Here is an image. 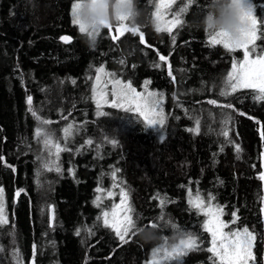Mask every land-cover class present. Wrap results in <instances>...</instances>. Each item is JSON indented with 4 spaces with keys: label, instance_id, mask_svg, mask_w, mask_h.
Here are the masks:
<instances>
[{
    "label": "trees",
    "instance_id": "1",
    "mask_svg": "<svg viewBox=\"0 0 264 264\" xmlns=\"http://www.w3.org/2000/svg\"><path fill=\"white\" fill-rule=\"evenodd\" d=\"M73 2L0 0V188L7 217L0 225V264H150L161 256L159 264H177L164 258L163 249L178 245L189 232L198 249L187 251L182 264H213L207 251L212 237L202 228L205 217L189 204L197 193L205 205L210 194L214 197L211 203L223 209L228 230L247 227L256 236L254 264H263L264 100L254 99L251 89L219 95L236 54L209 45L207 32L185 23L206 0L190 6L171 35L155 30L157 0H138L146 45L139 33L115 41L103 32L94 48L82 42L71 22ZM254 2L260 35L264 0ZM183 6L176 0L167 9L169 18ZM258 43L264 46V36ZM101 66L137 89L150 81L147 88L163 94L164 125L146 126L139 113L107 103L98 109L92 86ZM28 96L40 119L29 111ZM228 117L226 138L221 132ZM69 124L73 128L65 137ZM37 128L67 150L57 157L51 147L49 154ZM46 161L52 171L44 167ZM121 187L129 193L134 219L140 216L137 227L156 222L158 241L146 243L130 233L122 243L97 220L120 203ZM157 194L166 198L163 221L157 219L162 210L153 199ZM158 247L162 250L154 257Z\"/></svg>",
    "mask_w": 264,
    "mask_h": 264
},
{
    "label": "snow or ice",
    "instance_id": "2",
    "mask_svg": "<svg viewBox=\"0 0 264 264\" xmlns=\"http://www.w3.org/2000/svg\"><path fill=\"white\" fill-rule=\"evenodd\" d=\"M176 2V0H157L155 4V11L152 13L154 17V25L155 30L157 32H167L171 35L174 28L178 26H182L184 21L181 19V16L188 10L190 6L197 2V0H182L184 6L179 8V11L175 12L172 16V19H167V9L171 8V6ZM264 7V4L260 5ZM256 3L254 0H251L249 11H248V20L250 23V30L246 34V41L244 43L238 44L236 46H231L225 43L219 35H210L208 43L211 46H222L227 51H235L236 49L243 50V60L236 62L233 60L231 71L227 73V76L224 80V87L220 90V96H230L232 93H235L239 89H251L253 91V97L257 100H264V54L255 55L256 54V41L264 36V33L258 35V21L256 16ZM75 9L76 4L73 2L71 5V22L73 25H77V21L75 19ZM113 27L109 26L108 30L111 32ZM82 31V29H80ZM115 32L119 35H112V40H117L119 36H123L125 32H130V30L124 25L120 24L115 27ZM140 32V29L137 28L135 30H131L133 35ZM65 43H69L71 38L68 36H62L60 38ZM172 42L175 43L176 37L174 35L171 36ZM140 43H144L143 34H140ZM249 45H252L249 48ZM261 53H264V48L260 49ZM255 55V58H251ZM166 57L161 55L159 56L160 61H166ZM123 63V61H121ZM156 67H160L159 64L155 65ZM97 75L95 77L96 84L92 86L93 98H96L97 95L99 99L97 100V108L99 109L101 104L100 100H103L104 103H109L105 99L107 95L103 89L100 87L101 85V73L105 75L111 76L109 79V83L112 84V92L111 95L113 100L110 102V106L113 108H124L125 104H128L129 107L125 109L126 112L132 111L133 107L135 108V112L139 113L140 116L144 117L146 122V126L148 125H160L163 126L165 122V117L163 115V109L158 106L162 102L163 94H159V99L155 100L157 94L148 92L147 98H145L144 94L141 92H137L135 88L132 87L131 83H123L119 79H116L114 74L105 73V69L103 66L96 69ZM168 75L172 76L171 66L169 65ZM175 80V77H173ZM75 83V81H72ZM150 81L145 82V90H147V85ZM107 85L105 84L104 87ZM143 101V103H142ZM32 97L28 96L27 103L29 104V111L32 113L33 117L40 119L37 116V113L32 110ZM209 104L216 105V100H209ZM227 107H231V105H227ZM107 113L97 112V115H106ZM157 117V118H153ZM67 119V117H64ZM231 118L228 117L225 119V129L221 132L224 137H228L227 124ZM43 124H50V120H43ZM197 128L195 131H199V121H196ZM73 125L69 124L67 127L63 129L65 137L71 134ZM189 131H193V129H189ZM36 135L38 137H43V143L46 148H49V154H51L50 148L54 147L56 150V156H59L61 151L67 150L66 148H61L60 145L53 144L52 137L50 134L46 133L44 129L37 128ZM262 137H264V133H262ZM163 140V137H161ZM87 144L91 145L92 140H88ZM115 144V141H112ZM237 152L240 151L239 146H236ZM0 159H3L0 157ZM44 167L48 171H52L53 168L51 166V162L46 161L44 163ZM56 171H59V167L57 166ZM117 171H119L117 169ZM113 178L115 179L116 172L112 173ZM260 178L264 180V173L260 174ZM113 187H117L116 184H113ZM97 192L103 191L101 188H97ZM19 194V193H17ZM114 195L113 192H107L108 197H112ZM120 203H113L111 206V211H103L101 216L97 217V220H103V226L105 228L110 229L114 232L115 236L122 243H126V237H129L130 233L132 235L136 234L135 229L137 228V221L140 219L139 214H137L136 218L133 217L134 209L130 204V197L128 191L125 188H120ZM189 195L191 196V190L189 189ZM100 196L96 197V200L99 201ZM153 199L159 200V206L161 207L160 216L157 218L159 221L164 220L163 206L166 202V198H160L159 194L153 197ZM214 200V197L211 194L208 197V204L205 205L204 200L200 197L199 193H197L195 200L190 199L189 204L195 207L198 210V214H203L205 220L202 223V228L211 234V247L207 248V251L212 254L209 259L213 261V264H249V261L255 262L256 257L253 255L252 248L254 246V242L256 240V236L249 231L247 227L242 230H230L229 232H224V229L228 227V224L222 219L223 209L216 205L214 206L211 201ZM99 207V204H97ZM232 216L234 219L231 223L236 222V213L233 212ZM7 223V217L5 215V206H4V195L3 189L0 188V225H4ZM168 223H171L170 221ZM175 228V225H171ZM143 227H157V223L153 221H148ZM79 230L77 231V235H79ZM91 234V232H90ZM184 239L179 241L178 245L172 246L171 251L169 252L167 248H164L163 251L165 253V259L175 260L177 264H182V257L187 254V251L198 249V241L194 233H185ZM162 249L156 248L153 250V256L155 257ZM17 260L19 259V254H13ZM150 264H159V261L153 259Z\"/></svg>",
    "mask_w": 264,
    "mask_h": 264
},
{
    "label": "clouds",
    "instance_id": "3",
    "mask_svg": "<svg viewBox=\"0 0 264 264\" xmlns=\"http://www.w3.org/2000/svg\"><path fill=\"white\" fill-rule=\"evenodd\" d=\"M75 19L82 42L94 48L99 36L109 28L124 25L130 32L142 28L138 0H74ZM251 0H206L203 10L186 26L219 35L231 46L244 43L250 30L248 11ZM82 29V31L80 30ZM136 234L146 243L158 241L157 227H137Z\"/></svg>",
    "mask_w": 264,
    "mask_h": 264
},
{
    "label": "rangeland",
    "instance_id": "4",
    "mask_svg": "<svg viewBox=\"0 0 264 264\" xmlns=\"http://www.w3.org/2000/svg\"><path fill=\"white\" fill-rule=\"evenodd\" d=\"M167 11V10H166ZM167 19H172V18H169V15H168V13H167ZM105 34L107 35H119L118 33H116L115 32V27L112 29V31L111 32H109V30L108 29H106L105 31ZM112 32H113V34H112ZM127 33H131V32H125L124 34H127ZM258 35H259V33H257ZM119 37H121V36H119ZM116 41V40H115ZM252 47V45H249V48H251ZM262 48H264V46H262V45H260L259 43H258V40L256 41V49H257V51H256V54L255 55H261V54H264V53H261V51H260V49H262ZM233 53L235 52V54L236 55H234V60L236 61V62H239V61H242L243 60V58H244V56H243V50L242 49H236L235 51H232ZM255 55L253 56V57H251V58H255ZM105 73H108L106 70H105ZM108 74H114V76H115V78L116 79H119L120 81H122L123 83H125V84H127V83H131L130 81H127V80H124L123 78H117V75L114 73V72H111V73H108ZM101 75V85H100V87L103 89V91L107 94L106 96H105V99L107 100V101H109V103H107V105L108 106H110V102L113 100V97H112V95H111V92H112V84L111 83H109L108 81H109V79H111V76H109V75H105V74H103V73H101L100 74ZM94 84H96V79L94 80ZM107 85L106 87H104V85ZM131 85H132V87L133 88H135L136 89V91L137 92H141V93H143L144 94V96H145V98H147V94H148V92H152V93H155V94H157L156 92H154L153 90H150V89H148L147 88V90H145V87H143L142 89H137L132 83H131ZM160 97H159V95L157 94L155 97H153V99H155V100H158ZM99 99V96L97 95V97H96V100H98ZM162 102L164 103V100H162ZM142 103H143V101H142ZM100 104L101 105H105L106 103H104V101L103 100H100ZM129 107V105L128 104H125V106H124V109H126V108H128ZM133 107V111H135V108H134V106H132ZM159 108H162V104L160 103V105L158 106ZM117 108H119V107H117ZM153 118H157V117H153ZM153 126H155L156 128L158 127V128H160L161 126L160 125H153ZM223 219V218H222ZM230 230H228L227 228H225L224 229V232H229ZM233 231H235V230H233ZM168 249V251L170 252L171 251V249H169V248H167ZM252 252H253V255H254V246H253V248H252ZM264 257V256H263ZM156 258H158V260H162V256L161 257H156ZM164 258H165V256H164ZM157 260V261H158ZM249 264H254V262L253 261H249Z\"/></svg>",
    "mask_w": 264,
    "mask_h": 264
},
{
    "label": "water",
    "instance_id": "5",
    "mask_svg": "<svg viewBox=\"0 0 264 264\" xmlns=\"http://www.w3.org/2000/svg\"><path fill=\"white\" fill-rule=\"evenodd\" d=\"M53 219H54L53 208H51V214H50L51 225H53ZM263 264H264V257H263Z\"/></svg>",
    "mask_w": 264,
    "mask_h": 264
},
{
    "label": "flooded vegetation",
    "instance_id": "6",
    "mask_svg": "<svg viewBox=\"0 0 264 264\" xmlns=\"http://www.w3.org/2000/svg\"><path fill=\"white\" fill-rule=\"evenodd\" d=\"M138 33H139V35H140L141 33L143 34V37H144V43H143V45H146V44H145V42H146V34L143 32V30H141V31L138 32ZM112 34H113V33H112ZM118 39H119V38H118ZM118 39H117V40H118ZM117 40H116V41H117Z\"/></svg>",
    "mask_w": 264,
    "mask_h": 264
}]
</instances>
